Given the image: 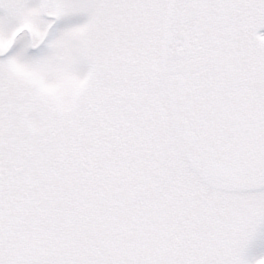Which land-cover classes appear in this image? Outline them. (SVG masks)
Here are the masks:
<instances>
[{
  "label": "snow or ice",
  "instance_id": "6c2138e0",
  "mask_svg": "<svg viewBox=\"0 0 264 264\" xmlns=\"http://www.w3.org/2000/svg\"><path fill=\"white\" fill-rule=\"evenodd\" d=\"M0 264H264V0H0Z\"/></svg>",
  "mask_w": 264,
  "mask_h": 264
}]
</instances>
